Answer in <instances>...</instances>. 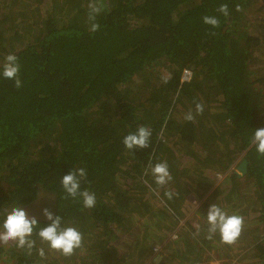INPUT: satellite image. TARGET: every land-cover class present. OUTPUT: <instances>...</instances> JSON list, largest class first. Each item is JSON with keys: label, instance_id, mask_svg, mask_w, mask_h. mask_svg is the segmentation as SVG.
Instances as JSON below:
<instances>
[{"label": "trees", "instance_id": "16d2710c", "mask_svg": "<svg viewBox=\"0 0 264 264\" xmlns=\"http://www.w3.org/2000/svg\"><path fill=\"white\" fill-rule=\"evenodd\" d=\"M89 2L0 0V66L15 54L22 81L0 75V222L44 192L83 235L65 257L37 228L31 252L0 248L5 264H264V157L250 144L264 128V0H99L94 33ZM141 125L150 147L127 150ZM158 162L172 176L163 187L150 172ZM73 168L86 170L81 191L95 207L65 198ZM213 204L243 217L232 245L207 238Z\"/></svg>", "mask_w": 264, "mask_h": 264}, {"label": "clouds", "instance_id": "9594fccd", "mask_svg": "<svg viewBox=\"0 0 264 264\" xmlns=\"http://www.w3.org/2000/svg\"><path fill=\"white\" fill-rule=\"evenodd\" d=\"M89 13L88 21L90 22L89 31L96 32L100 25L96 23L97 15L102 11L99 0H90L88 4ZM237 11H240L237 6ZM225 17L229 15L228 6L222 4L217 9ZM203 22L213 28L219 27V20L215 16H204ZM0 70V75L4 78L13 80L14 87L19 89L22 87V81L19 77L20 64L15 54L5 56L4 63ZM167 83V80L164 81ZM196 114H202L204 106L201 103L196 104ZM186 121H193L195 116L191 111L185 114ZM151 130L149 127L138 126L135 132L126 135L122 143L129 151L134 149H145L150 147ZM250 144L254 145L258 157H264V128L254 131ZM150 172L158 187H163L172 180L168 165L166 162H158L154 165L150 164ZM87 172L84 168H73V170L61 178V186L66 193L65 198L79 199L82 201L83 207L91 209L96 205V196L94 193L83 190L81 191V180L85 179ZM164 195L171 200L173 192L166 191ZM43 214L51 223L47 227L40 228L35 217H29L27 212L20 207H12L7 211L6 218L0 222V245H7L10 241L15 242L16 247L20 249L27 248L29 252L35 246V240L32 239L34 230L39 228L35 233L42 243L46 244L50 251L58 252L65 257L74 254L75 250L81 248L83 235L75 227L65 226L62 224L60 216H54L47 208L43 210ZM208 239L214 235H219L220 241L226 245H232L236 242L241 234L244 220L240 215H229L217 204L209 207L206 215ZM39 255H45L44 249H39Z\"/></svg>", "mask_w": 264, "mask_h": 264}, {"label": "rangeland", "instance_id": "374dc122", "mask_svg": "<svg viewBox=\"0 0 264 264\" xmlns=\"http://www.w3.org/2000/svg\"><path fill=\"white\" fill-rule=\"evenodd\" d=\"M235 171V169H233ZM214 174V178L216 179V175ZM220 181V180H219ZM218 180L216 182H219ZM52 206H53V201H52V195L45 194L44 192H38L36 195L35 200L29 205V206H24L20 207L23 208L29 217H35L39 219H46V217L43 214V210L47 208L50 212L52 211ZM193 212V211H192ZM192 212L188 213L186 218L192 214ZM15 242H9L7 245H0V248L3 250H7L8 246H13ZM5 252H0V264H5L6 263V258L2 255ZM164 261H166L164 259ZM242 264V263H239Z\"/></svg>", "mask_w": 264, "mask_h": 264}, {"label": "water", "instance_id": "95a60500", "mask_svg": "<svg viewBox=\"0 0 264 264\" xmlns=\"http://www.w3.org/2000/svg\"><path fill=\"white\" fill-rule=\"evenodd\" d=\"M245 170H246V161L243 160L241 161V163L236 167L235 169V173L238 175V176H242L244 173H245Z\"/></svg>", "mask_w": 264, "mask_h": 264}, {"label": "built area", "instance_id": "2783aa9c", "mask_svg": "<svg viewBox=\"0 0 264 264\" xmlns=\"http://www.w3.org/2000/svg\"><path fill=\"white\" fill-rule=\"evenodd\" d=\"M222 178H223V175H221V174H219V173L216 175V179H217V180H221ZM171 237H175V236L172 235ZM158 252H159V248L155 246V247L153 248V254L156 255Z\"/></svg>", "mask_w": 264, "mask_h": 264}, {"label": "crops", "instance_id": "0c3cea01", "mask_svg": "<svg viewBox=\"0 0 264 264\" xmlns=\"http://www.w3.org/2000/svg\"><path fill=\"white\" fill-rule=\"evenodd\" d=\"M208 264H220V262L219 261H210ZM231 264H239V263L233 262Z\"/></svg>", "mask_w": 264, "mask_h": 264}]
</instances>
